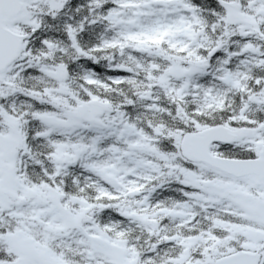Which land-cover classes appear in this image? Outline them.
<instances>
[{"label": "snow or ice", "instance_id": "6c2138e0", "mask_svg": "<svg viewBox=\"0 0 264 264\" xmlns=\"http://www.w3.org/2000/svg\"><path fill=\"white\" fill-rule=\"evenodd\" d=\"M0 264H264V0H0Z\"/></svg>", "mask_w": 264, "mask_h": 264}]
</instances>
